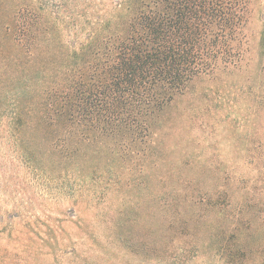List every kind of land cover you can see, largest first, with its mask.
I'll use <instances>...</instances> for the list:
<instances>
[{
    "label": "rangeland",
    "instance_id": "1",
    "mask_svg": "<svg viewBox=\"0 0 264 264\" xmlns=\"http://www.w3.org/2000/svg\"><path fill=\"white\" fill-rule=\"evenodd\" d=\"M114 1L70 0L56 9V0H0V264H176L152 257L160 205L175 195L186 199L180 210L189 209L180 244L197 253L179 264H225L228 237L245 249L234 264H260L264 213L248 208L240 219L236 209L241 181L264 193V0L246 25L241 64L195 76L147 135L107 134L77 118L44 120L37 83L77 77L75 53L89 23ZM30 18L26 65L11 38L17 19ZM6 92L19 100L9 103ZM217 187L227 189L219 192L225 211L189 206L192 193L206 198ZM235 219L248 230L231 237Z\"/></svg>",
    "mask_w": 264,
    "mask_h": 264
},
{
    "label": "trees",
    "instance_id": "2",
    "mask_svg": "<svg viewBox=\"0 0 264 264\" xmlns=\"http://www.w3.org/2000/svg\"><path fill=\"white\" fill-rule=\"evenodd\" d=\"M56 1V9H61L70 2ZM255 2L256 0L114 1L111 8L102 15L96 13L94 20L89 23L86 43L75 53L79 57V64L75 65L77 77L68 83L63 79L55 83H37L39 89L36 99L45 106L40 117L44 120L66 117L68 120L77 118L96 122L101 124V129L107 134L118 128L133 137L147 135L152 122L164 107L182 94L195 76L210 74L219 67L241 64L248 51L246 25ZM20 5L21 3H17L16 8ZM36 16L40 18L38 14ZM33 23L31 18L17 19L18 33H14L11 38L13 50L18 55H23V61L21 57L19 59L26 65L24 39ZM17 64L14 63L15 67H18ZM14 84L24 86L12 81L11 85ZM6 94L9 98V93ZM5 100L15 104L19 98L13 93ZM243 182L239 183L245 189H242L237 201L241 206V209H236L239 212L237 216L243 219L245 216L241 212L253 208V211L247 212L260 217L264 213V200L261 199L264 193L255 186L246 184L245 187ZM220 191L227 192V189L217 187L206 198H195L192 193L187 197L189 206L196 208L204 204L210 210L216 209L221 213L225 211L226 202L220 199ZM233 193L231 188V197ZM185 200L183 198L180 201L175 195L170 201L160 205L163 212L156 217L153 236L152 257L155 261L179 264L180 258L187 261L197 254L195 246L191 248L186 243L183 246L180 244L181 237L183 240L185 236L183 216H188L189 211L188 206L187 210H180ZM216 204L221 206L216 208ZM236 229L237 232L248 230L240 220L236 225L235 219L230 229L233 233L230 234L231 237H235ZM216 231H222V227H217ZM229 240L221 242L223 253L220 255L225 264H234L238 262V255H244L245 249L241 246L242 242ZM212 242L220 244L216 238ZM261 255L260 264H264V250Z\"/></svg>",
    "mask_w": 264,
    "mask_h": 264
}]
</instances>
